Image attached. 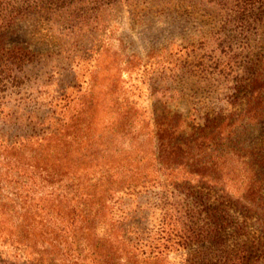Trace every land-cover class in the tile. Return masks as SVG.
I'll return each mask as SVG.
<instances>
[{"label": "rangeland", "instance_id": "374dc122", "mask_svg": "<svg viewBox=\"0 0 264 264\" xmlns=\"http://www.w3.org/2000/svg\"><path fill=\"white\" fill-rule=\"evenodd\" d=\"M159 121L190 158L211 161L203 175L220 186L183 190L149 167L161 183L117 192L99 235L114 223L159 244L222 215L218 238L167 244L160 264H264V0H0V264L18 222L7 144L68 124L74 146L103 136V162L137 139L144 157L159 152L147 142Z\"/></svg>", "mask_w": 264, "mask_h": 264}, {"label": "trees", "instance_id": "16d2710c", "mask_svg": "<svg viewBox=\"0 0 264 264\" xmlns=\"http://www.w3.org/2000/svg\"><path fill=\"white\" fill-rule=\"evenodd\" d=\"M156 127L147 142L156 140L158 153L149 150V155L140 156L144 143L136 138L135 144L122 149L127 157L110 162H103L108 149L103 136L88 135L86 141L74 146L66 141L68 134L63 135L68 124L7 144L3 150L9 158L7 218L12 215L18 219L16 224L7 225V264H160L164 260L161 247L168 248L167 244L188 248L204 239L218 238V227L225 219L222 215L213 218L219 224L217 228H192L177 234V239H161L165 242L161 241L160 246L150 240L144 243V239H130L128 231L134 233L131 227L121 229L114 223L106 236L99 235L109 215L104 211L105 204L117 192L160 181L146 174L149 167L154 166V172L183 190L203 182L220 186L219 177L203 175L212 167L211 161L190 158L183 146L173 143L175 129L170 123L159 121ZM60 138L61 145L57 144ZM83 153L89 157H76ZM125 170L132 171V175L123 176ZM110 171L114 173L108 175ZM114 185L118 188H111ZM200 202L196 201V206ZM222 256L213 264H237L240 260ZM206 261L208 256L201 264Z\"/></svg>", "mask_w": 264, "mask_h": 264}]
</instances>
